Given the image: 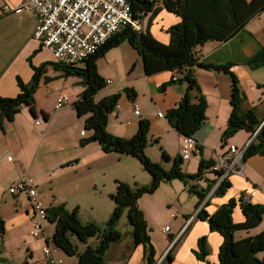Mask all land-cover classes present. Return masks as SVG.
I'll list each match as a JSON object with an SVG mask.
<instances>
[{"label": "crops", "instance_id": "crops-1", "mask_svg": "<svg viewBox=\"0 0 264 264\" xmlns=\"http://www.w3.org/2000/svg\"><path fill=\"white\" fill-rule=\"evenodd\" d=\"M22 1L0 0V95L6 97H15L19 94L21 91L19 78L25 83H30L35 73L34 67H40L55 59L51 50L34 37L37 19L33 13L24 9H6L7 5L14 8ZM158 5L160 9L156 15L150 17L152 12H148V14L143 12L139 19L145 15L149 20H147L144 29L148 27L159 41L169 43L171 39L169 29L180 22L181 17L177 13L164 8L162 2L158 3ZM263 46L264 11L252 18L231 39L227 41H208L195 47V59L210 65V67L196 64L189 66L193 76L198 81L200 90L195 89L191 94L194 101H198L199 94L204 95L208 101V106L206 119L194 135L197 147L192 151L189 158L183 161L186 173H197L202 159L213 160L217 163L219 155L227 153L230 144H236L239 149H243L252 139L251 134L243 129L225 141L223 140V133L227 128L232 111V76L230 72L217 66H231V70L238 77L239 86L243 93L241 108L244 110L254 109L259 119L264 121V68L253 69L248 64V60L256 55ZM114 48H118V46L112 49ZM106 56H108V52L103 55L104 58ZM104 58L97 60L100 74V61ZM138 61L139 59L137 60V65L140 66ZM142 62L143 67L141 69L139 67L136 75L133 72L130 73L133 76H129L121 68L120 70L114 69L111 76L108 77H104L101 74L107 83L97 93L96 100L110 94L121 93L117 106L109 115L108 131L119 137L131 138L139 128L140 120H148L150 128L148 145L145 149L146 154L153 161L159 162L169 169L174 164V158L181 156L184 135L170 123L166 113L169 109L178 105L188 89V83L183 81L184 75L182 71L164 69L148 73L143 58ZM106 63L108 64V62ZM46 77H52L53 79L46 82ZM173 77L177 78L176 82L167 84ZM116 78H118L119 82H116ZM81 79V77L74 75L63 77L59 70L49 65L46 72L42 74L39 87L35 93L36 106L39 112L37 119H41L38 124L42 127L40 134L43 137H47L50 132L52 140L50 138L47 139L52 142L50 147L56 145L58 139L64 140L61 143L62 148L63 146H69L66 144L69 142H65L66 139H69L77 147L80 146L87 149L84 156L77 154V156H73L70 159H62L61 167H67L72 164L77 165L84 161L87 165L102 171L103 177L105 174L103 183L109 185L111 181L109 187L112 190L109 191L116 190L118 180L125 181L133 187L150 184L152 180L151 174L149 173L150 175L148 176L143 173L140 174L138 172L140 170L138 169L139 167H136L134 165L136 163L131 161L135 160L137 162L136 160L138 159L136 157L119 152H105L98 142H91L85 146L80 144L82 138L89 137L94 132V130H88L83 135L81 133L84 130L83 128L80 131L77 130L78 127L80 128V124L85 125L86 118V116H80L75 107L76 101L84 90ZM165 83L166 86L162 89V85ZM128 87L136 94L134 98H131L125 91ZM61 94L69 96V103L60 109H56L55 103L57 97ZM135 104L138 105L139 114L135 113ZM42 111L49 114L48 120L44 118ZM61 111L63 112L58 115V112ZM160 111L164 112L165 115L159 116ZM22 112L30 113L29 109L24 106L21 112L16 115L14 121H6L4 130L0 128V139L3 146L16 141L18 136L22 134V130L25 129V124L20 121ZM58 123L60 126L57 128V135L52 136V128ZM68 128L71 129V136H67L65 133L58 134L59 132H65ZM27 132L31 134L29 128ZM23 150L24 148H19L18 152L22 154ZM163 150L170 156L168 161L163 158ZM122 162L134 165L135 171L133 174L130 175L129 171H125L121 176L120 174H115L108 179L105 169L114 163ZM226 178L230 180L231 186L223 195L215 194L219 181L215 172L207 173L203 182L196 183L202 187H207L208 184L212 185L205 200L202 202V205L206 204L205 210L207 212L215 213L223 204L228 203L233 198L237 201L240 198H245L249 202L264 205L263 155L254 154L249 156L243 161L241 172L230 173ZM36 183L39 186V182L36 181ZM51 190L52 193L48 198L44 195L40 196L38 190L39 197L47 208L63 204V201L66 200V198H58V195H61V189L55 183H53ZM10 194L16 197L13 201L16 208L12 211L11 216H6L1 212L3 200L0 195V217L5 223L4 235L1 236L0 234V264H22L25 260L30 264L43 263L46 258L42 247L50 243L46 226L44 225L45 236L33 237L31 234L33 225L28 217V211L30 210L28 195L24 192ZM111 200L114 202L113 199ZM162 203L166 204L169 210L174 208L175 211H172L170 215L173 223L170 222V225H165V227L169 226V230L164 232L163 229L165 227L161 228L164 237L158 239L156 244L153 243L158 263L164 260L169 248L175 245L172 251L173 261L170 264H220L219 249L223 242V236L220 232L212 230L207 220L196 217L201 206L197 207L198 197L194 192L190 191L189 184L175 178L161 182L155 192L141 196L138 204L145 213L148 225L151 214L157 213ZM233 218L235 222L245 220L240 204L235 206ZM261 225L249 230H239L236 232V237L240 239L248 235H255L264 230V226ZM25 227L26 231L23 232ZM203 236H207L209 246L207 260L200 259L194 252V249L198 248L199 238ZM124 238L126 240L125 243ZM91 240L84 242V248L91 242L93 246L99 243L97 237ZM132 242L131 226L128 237L123 236L121 241L111 245L105 254L104 264L109 259L130 264L137 249H142L143 254L142 261L140 257L137 264H145L143 245L139 244L132 247ZM51 248L54 255L62 259L61 264H65L66 257L62 255V249L55 244Z\"/></svg>", "mask_w": 264, "mask_h": 264}, {"label": "trees", "instance_id": "trees-1", "mask_svg": "<svg viewBox=\"0 0 264 264\" xmlns=\"http://www.w3.org/2000/svg\"><path fill=\"white\" fill-rule=\"evenodd\" d=\"M132 4L134 15L139 18L141 14L156 15L160 9L159 0H129ZM164 8L177 13L181 21L172 26L169 31V43L159 41L148 27L134 29L125 27L110 39L100 50L85 61L84 66L66 65L60 62L49 61L40 67H34L35 73L30 83H25L19 78L21 91L15 97L0 95V128L4 130L6 121H14L16 115L26 106L35 119L38 118L35 93L39 87L41 76L51 65L61 72V76L81 77L84 86L75 107L80 116H86L85 127L94 130L89 137L82 138L80 144L85 146L91 142H98L105 152H119L136 157L144 168L151 174L152 180L148 185L131 186L129 183L118 180L116 190L110 195L116 204L114 213L104 227L96 222H83L77 215V209L68 210L65 204L47 208L51 221H56L57 226L53 235V242L68 255H77L81 264H104L106 251L112 244L123 239V234L116 228L121 213L127 210V217L132 226V247L142 244L144 247L145 264H170L173 261L172 251L174 246L165 255L164 260L158 263L155 246L149 231L148 221L144 211L139 207L138 200L146 193L155 192L161 182L178 178L189 184L190 191L198 197L197 207H200L196 217L207 220L212 230L218 231L223 236L219 249L220 264H264V230L238 239L236 232L249 230L258 226L262 221L264 205L253 203L244 199H231L223 204L215 213H209L202 205L206 195L211 189V184L202 187L195 183L199 177L205 178L206 167L214 165L213 160L202 159L197 173H186L182 170L183 159L181 156L174 158L171 168H165L161 163L153 161L146 154L148 145V132L150 123L143 119L139 128L131 138L119 137L108 131L109 115L115 109L121 93H114L96 100L97 93L106 86V80L98 71L97 60L108 49L119 46L128 40L142 56L148 73L164 69H177L183 73V81H187L188 89L178 105L167 111L166 116L170 123L183 135L194 136L206 119L208 101L204 95L199 94L198 101H194L192 91L199 90L197 79L193 76L189 66L210 67L195 59V47L208 41H227L234 37L252 18L264 11V0H162ZM248 64L253 69L264 68V46L254 55ZM230 72L232 76V111L227 128L223 133L225 141L239 130H246L254 136L244 150L243 161L249 156L260 154L264 156V121L259 119L254 109L244 110L240 104L243 93L239 80L231 70L230 65L217 66ZM52 77H46V82ZM171 78L168 83L176 82ZM166 83L162 85L164 89ZM125 91L131 98L135 93L131 88ZM200 91V90H199ZM46 120L49 114L42 111ZM163 158L168 161L170 156L163 150ZM221 174L222 171H214ZM192 182V183H191ZM231 186L228 178H224L216 187L215 194L223 195ZM206 203H208L206 201ZM240 204L245 220L235 222L233 211ZM5 223L0 217V234L4 235ZM71 235H76L80 241L87 242L96 236L99 243L96 246L87 245L82 251L71 240ZM195 254L202 260H207L209 246L207 236L200 237ZM22 264H30L25 260ZM43 264V263H37Z\"/></svg>", "mask_w": 264, "mask_h": 264}, {"label": "rangeland", "instance_id": "rangeland-1", "mask_svg": "<svg viewBox=\"0 0 264 264\" xmlns=\"http://www.w3.org/2000/svg\"><path fill=\"white\" fill-rule=\"evenodd\" d=\"M161 2L162 0L158 1V3ZM139 20L141 24H143L142 27H144L149 19L143 15ZM107 52V58H104L103 56L100 57L104 58L100 61L101 74L104 77L111 76L114 69L120 70V68L125 70L129 76H133L130 73L133 72V74L136 75L139 71V67L140 69L143 67L142 58L139 52L128 40L123 41L118 48L108 49ZM138 59L140 66L137 65ZM52 61L56 62L55 59ZM106 62H108V64ZM83 64L84 63H82V65ZM116 82H119L118 78H116ZM62 112L63 111L58 112V115ZM37 120L39 119H35L31 113L28 114L22 112L20 114V121L25 124V129L22 130V134L18 136V139L7 146H3L0 139V195L3 200L1 212L6 216H11L12 211L16 208L13 202L16 197L9 193L8 188L12 182H15L19 177L26 174L35 178V180L39 182L38 190L40 196L44 195L48 198L52 193L51 188L53 187V183H55V185L61 189V195H58V198H66V200L63 201V204L65 203V207L68 210L73 211L74 209H77V215L83 222L94 221L104 227L116 208V204L111 200L112 198L110 196L114 191H109L112 190V188L109 187L111 181L109 182V185L103 183L105 174L103 177L102 171L95 169L91 165H87L84 161L77 165L72 164L67 167H61L62 159H70L73 156H77V154H82V156H84L86 155L87 149L80 146L77 147V145H74L69 139H66L65 141L69 142L66 143L69 146H63L62 148L61 143H63L64 140L58 139V143L50 147L52 142L47 140L48 138L51 139L50 132L47 137L41 136L42 134L40 133L42 127L38 124ZM39 122H41V119ZM59 126V123L53 126L51 131L53 132L51 134L52 136L57 135V128ZM28 128L30 129L31 134L27 132ZM82 128L85 132L88 131L83 124H80V128L78 127L77 130L80 131ZM63 133L67 136H71V129L68 128L65 132H59L58 134L60 135ZM92 134L93 133H91V135ZM19 148H24L22 154L18 152ZM131 161H134V163H136L134 165L139 167L138 169L140 170H138V172L140 174L143 173L146 176L150 175L140 160H136L137 162H135V160ZM134 165L127 162L114 163L112 166L105 169L106 177L110 179L111 176L113 177L115 174H120L121 176L125 171H129V174L131 175L135 171ZM184 169L185 165L183 162L182 170ZM138 176L141 177L140 175ZM172 211H175V209L173 208L169 210L167 205L162 203L158 212L151 214L148 226L154 244L157 243L158 239L164 237L161 228H164L166 224L170 225V222L173 223V220L170 217ZM262 222L263 224L261 225ZM44 225L46 226L48 237L50 238L49 246L52 247V245H54L53 235L56 230L57 222L47 219ZM259 225L264 226V217ZM116 228L123 234V236H129L131 224L127 217V210L121 213ZM24 231H26V227L23 229V232ZM91 239H96V236L89 238V241H92ZM71 240L74 244L78 245L80 251L86 248H84L85 243L80 241L76 235H71ZM125 241L124 238V243ZM92 244L93 243L91 242L90 245ZM171 247L167 252L170 251ZM107 252L108 250L106 253ZM61 253L66 257L65 264H80L77 255H68L63 250ZM141 254L142 249H137L133 254L130 264H137L140 257L142 261L143 254ZM106 264L125 263L109 259Z\"/></svg>", "mask_w": 264, "mask_h": 264}, {"label": "built area", "instance_id": "built-area-1", "mask_svg": "<svg viewBox=\"0 0 264 264\" xmlns=\"http://www.w3.org/2000/svg\"><path fill=\"white\" fill-rule=\"evenodd\" d=\"M6 9H24L33 13L37 19L34 37L51 50L57 62L66 65L84 66L88 58L96 54L125 27L141 29V22L135 17L129 0H23L17 7L11 8L7 5ZM67 103L69 96L61 94L57 97L55 108L60 109ZM135 107V113L139 114L138 105L135 104ZM164 115V112H159V116ZM82 134H85V131H82ZM195 147L196 139L193 136H185L181 149L182 157L189 158ZM243 154L244 148L239 149L235 144H231L227 153L219 155L216 164L205 168L204 176L209 172L222 171L217 174L218 186L230 173L241 172ZM204 179L199 177L195 183L203 182ZM9 192H24L28 195V217L33 225L31 234L36 238L44 235V222L49 216L47 207L38 196L36 180L24 174L9 187ZM168 230L169 226L163 229L164 232ZM42 250L46 258L44 264L62 263V259L54 255L48 244L43 245Z\"/></svg>", "mask_w": 264, "mask_h": 264}, {"label": "clouds", "instance_id": "clouds-1", "mask_svg": "<svg viewBox=\"0 0 264 264\" xmlns=\"http://www.w3.org/2000/svg\"><path fill=\"white\" fill-rule=\"evenodd\" d=\"M141 27H142V26H141ZM106 83H107V82H106ZM83 131H84V130H83ZM81 133H82V132H81ZM85 134H86V132H85ZM83 135H84V134H83ZM185 136H186V135H184V137H185ZM184 137H183V138H184ZM193 137H194V136H193ZM253 137H254V136H252V138H253ZM251 140H252V139H251ZM251 140H250V141H251ZM250 141H249V142H250ZM249 142H248V144H249ZM248 144L245 146L244 150L246 149V147L248 146ZM230 145H231V144H230ZM230 145H229V146H230ZM235 145H236V144H235ZM236 146H237V145H236ZM181 157H182V155H181ZM182 159L185 160L183 157H182ZM215 164H216V163H215ZM38 196H39V194H38ZM39 198H40V197H39ZM46 207H47V206H46ZM47 212H48V211H47ZM48 216H49V214H48ZM49 219H50V217H49ZM45 222H46V221H45ZM45 222H44V223H45ZM42 236H45V233H44V235H42ZM43 264H44V262H43Z\"/></svg>", "mask_w": 264, "mask_h": 264}]
</instances>
